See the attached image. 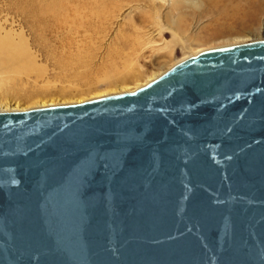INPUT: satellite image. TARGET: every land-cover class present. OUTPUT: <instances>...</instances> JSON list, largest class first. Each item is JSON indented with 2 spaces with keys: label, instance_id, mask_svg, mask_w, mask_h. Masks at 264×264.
Masks as SVG:
<instances>
[{
  "label": "water",
  "instance_id": "obj_1",
  "mask_svg": "<svg viewBox=\"0 0 264 264\" xmlns=\"http://www.w3.org/2000/svg\"><path fill=\"white\" fill-rule=\"evenodd\" d=\"M0 264H264V39L0 112Z\"/></svg>",
  "mask_w": 264,
  "mask_h": 264
},
{
  "label": "rangeland",
  "instance_id": "obj_2",
  "mask_svg": "<svg viewBox=\"0 0 264 264\" xmlns=\"http://www.w3.org/2000/svg\"><path fill=\"white\" fill-rule=\"evenodd\" d=\"M259 39L264 0H0V45L44 70L18 80L10 95L23 102L102 90L127 66L146 79L200 51Z\"/></svg>",
  "mask_w": 264,
  "mask_h": 264
},
{
  "label": "bare ground",
  "instance_id": "obj_3",
  "mask_svg": "<svg viewBox=\"0 0 264 264\" xmlns=\"http://www.w3.org/2000/svg\"><path fill=\"white\" fill-rule=\"evenodd\" d=\"M237 22L242 21L237 19ZM244 26L246 27V24ZM16 50L17 52L8 49L3 44L0 45V112L23 111L54 105L80 103L87 101L86 99L91 100L116 92L133 91L162 74L152 73L146 79H143L142 73H139L140 71H136L133 66H127L123 71L117 73L118 77L109 76V80L106 81L102 90L93 91V89H89L87 92H71L70 94L62 90L56 94L45 95L41 98H33L23 102L21 99H11L13 95H10L19 89L17 87L19 85L18 80L27 71L37 74L36 78H40L44 70L37 62L35 64L31 60H25L23 58L24 51L19 53L18 49ZM85 93H88V95Z\"/></svg>",
  "mask_w": 264,
  "mask_h": 264
}]
</instances>
